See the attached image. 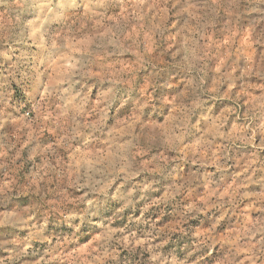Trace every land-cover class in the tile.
I'll use <instances>...</instances> for the list:
<instances>
[{
    "label": "clouds",
    "instance_id": "1",
    "mask_svg": "<svg viewBox=\"0 0 264 264\" xmlns=\"http://www.w3.org/2000/svg\"><path fill=\"white\" fill-rule=\"evenodd\" d=\"M0 264H264V0H0Z\"/></svg>",
    "mask_w": 264,
    "mask_h": 264
}]
</instances>
